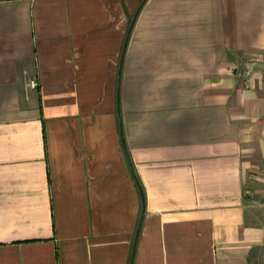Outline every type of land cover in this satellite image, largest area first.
Listing matches in <instances>:
<instances>
[{"label":"crops","instance_id":"crops-1","mask_svg":"<svg viewBox=\"0 0 264 264\" xmlns=\"http://www.w3.org/2000/svg\"><path fill=\"white\" fill-rule=\"evenodd\" d=\"M0 264H264V0H0Z\"/></svg>","mask_w":264,"mask_h":264},{"label":"built area","instance_id":"built-area-1","mask_svg":"<svg viewBox=\"0 0 264 264\" xmlns=\"http://www.w3.org/2000/svg\"><path fill=\"white\" fill-rule=\"evenodd\" d=\"M30 85H31L32 87L37 86L36 82H34V81H32Z\"/></svg>","mask_w":264,"mask_h":264},{"label":"trees","instance_id":"trees-1","mask_svg":"<svg viewBox=\"0 0 264 264\" xmlns=\"http://www.w3.org/2000/svg\"><path fill=\"white\" fill-rule=\"evenodd\" d=\"M139 185V184H138Z\"/></svg>","mask_w":264,"mask_h":264}]
</instances>
